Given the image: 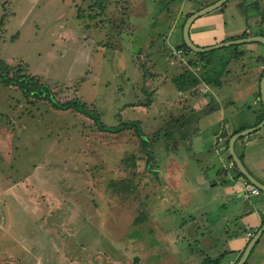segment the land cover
<instances>
[{
	"label": "rangeland",
	"instance_id": "374dc122",
	"mask_svg": "<svg viewBox=\"0 0 264 264\" xmlns=\"http://www.w3.org/2000/svg\"><path fill=\"white\" fill-rule=\"evenodd\" d=\"M170 8V0H0V58L39 75L61 100L79 97L106 124L147 122L160 110L167 126L187 107L173 77L189 60L172 54L170 41L147 39ZM235 45L209 55L228 53L217 71L245 65L248 78L258 72V54L240 59ZM251 113L247 106L232 123ZM209 130L202 126L200 135ZM184 140L180 150L189 153ZM153 163L133 130H101L85 113L26 98L0 77V264H185L186 249L190 264H204L194 241L182 243L185 224L164 217L156 233Z\"/></svg>",
	"mask_w": 264,
	"mask_h": 264
},
{
	"label": "crops",
	"instance_id": "0c3cea01",
	"mask_svg": "<svg viewBox=\"0 0 264 264\" xmlns=\"http://www.w3.org/2000/svg\"><path fill=\"white\" fill-rule=\"evenodd\" d=\"M170 1H172V9H167L163 13V15L166 14L163 20L160 18L158 21L154 20L155 32L158 35L148 33L147 41L156 38L170 41L174 46L168 48L174 54L184 39L182 23L185 17L216 0H199L197 3L193 0ZM252 2H255V5L251 6L253 12H248L247 6ZM250 3L246 4V0H228L212 11L197 17L190 27L192 40L205 47L242 37L264 35V0H254ZM149 8L152 7L149 6ZM136 25L141 26V24ZM223 48L224 46L207 50L205 56L199 57L202 59L198 61L197 66L187 62V66L195 70L198 76L204 75L203 71L207 74L197 85L198 93L179 90L180 94L187 97L183 98L186 100L187 107L185 111L180 109L178 117L174 120L173 135L175 137L169 139L167 134H158L155 141L154 147L158 146L159 149L156 156L154 155L155 163L152 164V168L158 176L156 184L158 183L159 189L155 199L158 203L151 209L154 215L151 213L149 216L156 226V233L163 232L167 226L162 221L164 217L169 219V224L173 221L177 223L176 227L185 224L182 243L186 242L190 248L191 241H194L195 248L200 251L195 257H199L202 253L203 261L207 256L224 255L223 264H232L245 250L257 231L264 226V190L260 188L259 194L248 191V186L255 184L237 173L236 169L229 167L232 159L226 142L231 133L241 127L255 126L259 118L261 111L259 92H261V79L264 75V44L252 41L237 46L236 55L239 54L240 59L248 55V50H254L258 54V72L251 74L248 78H246L248 72L245 65H227L229 67L217 71L216 61L225 58L228 53L218 54L216 57H210L209 54ZM185 58L196 60L198 56L191 52ZM208 78L211 81H208ZM248 82L250 85H246ZM173 95L178 98V92ZM170 105L174 106L173 101ZM247 106L252 110L251 117L247 121H240V124H233L234 115L243 112ZM161 113L158 110L157 115L151 116L147 121L151 127L149 132L160 129L165 120ZM171 117L172 115L167 120H171ZM202 126L210 128L206 136L200 135L203 132ZM219 136H222V144L225 148L214 147L215 144L220 145ZM185 138L188 139L192 149L189 153L186 149L180 150L184 146ZM176 139L178 142L175 143ZM196 143H199V146L195 151L193 147ZM161 146L163 149L160 148ZM235 149L240 157L243 155V162L248 170L264 183V127L238 139ZM198 153H202L205 161L197 159ZM193 201L194 204H192ZM157 208H159L157 212L165 214L162 218H159V214L155 212ZM201 215L203 218L197 222V218H201ZM193 236L198 237V241L192 240ZM263 236L264 232L253 253L248 257V264H264ZM176 250L180 253L178 248ZM188 252L187 249L182 250L185 264H190V259L194 257V255L187 257Z\"/></svg>",
	"mask_w": 264,
	"mask_h": 264
},
{
	"label": "trees",
	"instance_id": "16d2710c",
	"mask_svg": "<svg viewBox=\"0 0 264 264\" xmlns=\"http://www.w3.org/2000/svg\"><path fill=\"white\" fill-rule=\"evenodd\" d=\"M189 15L185 17L182 23V26L184 25ZM1 25L2 24L0 21V29H1ZM235 46L237 47L238 45H235ZM178 49L182 50L180 53H182V55L184 56H187L191 52H193L195 55L198 56V59L196 60H192V59L189 60V64L190 65L192 64L193 66L198 65V61L202 59V58L200 59L199 57L205 56L207 54L206 51L205 52L193 51L186 44L184 39L182 40V43L179 45ZM20 68L17 67V69L14 70V66L12 64L7 63L3 59L0 58V77H1L2 82H4V84L6 85L17 86L22 91L23 95L26 98L35 97L41 100H48V101H51L55 107H58L60 109H65V110L74 109L76 111L85 113L86 115H88L89 117L95 120L96 124L101 130L110 131V132H122L126 130H133L134 133L136 134V137L139 140L140 149L143 150L144 153L148 155L149 159L152 161L155 159L152 149L154 148V144H155V141L157 140L158 134L160 135L167 134L169 139H173L175 137L173 135V130L175 128V124H173L174 121H168L167 126H166L165 124L166 120H165L164 124L162 122L163 125L161 126V128L159 130L156 129L155 132H149L151 130L150 125L147 124V122L142 121L141 119L123 121L116 125L106 124L101 120L100 114L95 109L90 108L88 104L85 103L83 100H81L79 97H73L67 100H61L56 97L55 92L52 88V85L49 82L44 81L39 75L25 72L22 68L21 69ZM203 74L204 75L200 77L195 73V70L187 66V68L183 71V73H180L177 77H174V82L178 90L192 91L191 93L193 94L196 92L198 93L199 88L197 85L202 81V79L207 74L206 71H203ZM207 80L211 81L210 78H208ZM260 93L261 92H259V95H261ZM149 102H151V99H149ZM260 106H261V111H260L259 118L256 122V125L260 123L264 117V104L262 102V99L260 100ZM244 128L245 127H241L237 129V131H235L234 133L230 134V136L226 140L227 148L229 147V140L231 136L235 134L236 132L243 130ZM243 137L244 136L238 139H242ZM176 142H178V139L175 140V143ZM229 156L233 160L232 154H230ZM136 158L137 157L135 155V159ZM241 159L243 160V155H241ZM235 169L236 170L238 169L237 165ZM240 174L243 175L250 182V180L244 174L242 173ZM144 217L145 215L143 214V217L140 216L138 220L143 221ZM258 241L255 244L254 248L252 249L251 254L253 253L255 247L257 246ZM243 252L244 251L241 252L240 256L232 264H236L238 262ZM223 258H224V255H221L219 257L207 256L204 259V264H223ZM248 260L245 262V264L248 263Z\"/></svg>",
	"mask_w": 264,
	"mask_h": 264
},
{
	"label": "water",
	"instance_id": "95a60500",
	"mask_svg": "<svg viewBox=\"0 0 264 264\" xmlns=\"http://www.w3.org/2000/svg\"><path fill=\"white\" fill-rule=\"evenodd\" d=\"M226 1L227 0H216L215 2H213L209 5H206L200 9H198L197 11L191 13L189 15V17L186 19L184 27H183V37H184L186 44L193 51L202 52V51L210 50L212 48L223 47V46H228V45H232V44H240V43H245V42H252V41H259V42L264 44V35H252V36L242 37V38H238V39H234V40L219 42V43H216L212 46H205V47L196 44L192 40V38L190 36V27H191L193 21L197 17H199L203 14H206V13L212 11L213 9L221 6ZM260 91H261V99H262V102L264 104V75L261 79ZM263 126H264V117H263L262 121L260 123H258L257 125L249 127V128H245L239 132H236L235 134H233L231 136V138L229 140V149H230L232 157H233V159L237 165V168H238L237 173L244 174L253 184L257 185L262 190H264V183H262L259 179H257L248 170V168L244 164L243 160L241 159V157L236 152L235 143L238 140V138H240L242 136H246L249 133H251L252 131H255L256 129L263 127ZM263 232H264V226L261 227L257 231V233L254 235V237L250 240V242L248 243L247 247L245 248L242 256L240 257V259L238 260V262L236 264H245V262L247 261L248 257L250 256V254L252 252V249L254 248L255 244L257 243V241L259 240V238Z\"/></svg>",
	"mask_w": 264,
	"mask_h": 264
},
{
	"label": "built area",
	"instance_id": "2783aa9c",
	"mask_svg": "<svg viewBox=\"0 0 264 264\" xmlns=\"http://www.w3.org/2000/svg\"><path fill=\"white\" fill-rule=\"evenodd\" d=\"M182 50L181 49H177L176 52L180 53ZM219 140H220V147L221 148H225V146L222 144V136H219ZM229 167L235 169L236 165H235V161L231 160L229 163ZM248 191L252 194H259L261 192V189L257 186V185H249L248 186Z\"/></svg>",
	"mask_w": 264,
	"mask_h": 264
}]
</instances>
